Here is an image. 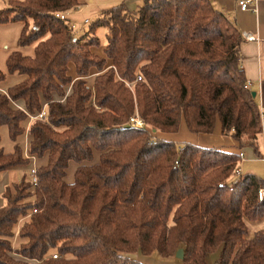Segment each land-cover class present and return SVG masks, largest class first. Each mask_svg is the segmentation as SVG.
Returning a JSON list of instances; mask_svg holds the SVG:
<instances>
[{"label": "trees", "instance_id": "16d2710c", "mask_svg": "<svg viewBox=\"0 0 264 264\" xmlns=\"http://www.w3.org/2000/svg\"><path fill=\"white\" fill-rule=\"evenodd\" d=\"M82 5L9 0L0 10V24H23L18 47L34 45L33 57L6 60L7 73L24 80L0 95V128L16 142L46 103L45 118L29 125L28 154L47 158L35 184L24 174L2 193L0 264H143L129 255L166 259L178 249L183 264H207L218 250V264H264V228L248 237V223L264 221L262 182L234 175L243 149L257 153L261 132L235 25L210 0H144L135 10L124 1L77 37L55 15ZM99 29L102 55L93 52ZM182 124L194 135L218 129L236 151L152 135L177 134ZM96 153L97 163L83 165ZM30 163L17 144L0 149V175ZM70 163L77 168L66 182ZM30 211L19 231L25 243L12 250V229Z\"/></svg>", "mask_w": 264, "mask_h": 264}, {"label": "crops", "instance_id": "0c3cea01", "mask_svg": "<svg viewBox=\"0 0 264 264\" xmlns=\"http://www.w3.org/2000/svg\"><path fill=\"white\" fill-rule=\"evenodd\" d=\"M124 1H127V5L130 10H135L144 0H82V6L78 7L74 11L65 13L66 21L73 26L76 36L82 37L86 32H77V29H82L80 25L85 24V21L90 23L92 19H98L103 11L118 6ZM238 1L239 0H210L213 7L235 25L236 29L243 38L239 47L241 55V68L244 71L246 81L249 83L248 88L251 92L255 93V100L259 110L261 106H264V0H256L255 13L250 11H241L238 8ZM22 28L23 24L19 22L0 24V72L6 76L4 82L0 83V93H5L8 88L17 85L24 80L23 76L9 75L7 73L6 60L8 56L13 52H19L24 56L30 57L34 55V45L23 48L18 47V39ZM245 35L253 36L255 41L246 40ZM102 49L103 47L99 48L98 50L100 52H97L96 54L102 55ZM11 107L24 111V104L22 102H13L11 103ZM44 107L45 104H43V108ZM29 125V122L24 125L25 132L17 139L16 142H12L9 139L12 143L10 151H5L0 147L4 153H12L16 144L20 146L24 157L29 159L31 163L27 167H17L16 169L27 173L45 165L47 162V158L39 160L35 156L29 157ZM3 128H5L8 137V129L6 127H1L0 130ZM178 133L180 134L179 137H177L179 135ZM178 133L173 135H164L165 137H161V139H166L175 143H190L203 148L225 149L232 152L236 151V145L230 139L221 136L218 129L211 135H194L189 133L186 127L182 124ZM257 143V153L254 152L252 148H246L241 151L243 159L239 162L238 167L241 173L240 176H253L261 182H264V120L261 122V132L258 136ZM72 164L73 163H70L69 167ZM72 179L73 175L71 177V180ZM3 192L4 190L0 189L1 196ZM3 204L4 202L1 201L0 207H2ZM218 259L219 250L215 253L207 255L206 262L207 264H218ZM153 262L156 264H179L182 263V260L173 256L164 259L163 262H156L155 260H153ZM154 263H151L150 261L146 263L143 262V264Z\"/></svg>", "mask_w": 264, "mask_h": 264}, {"label": "rangeland", "instance_id": "374dc122", "mask_svg": "<svg viewBox=\"0 0 264 264\" xmlns=\"http://www.w3.org/2000/svg\"><path fill=\"white\" fill-rule=\"evenodd\" d=\"M8 1L9 0H0V10H2V9H4V8H6L7 7V3H8ZM66 13V12H65ZM96 19H92L91 21H90V23H92V22H94ZM90 23H88V24H83V25H80L81 26V30H78L77 29V32H81V33H85V32H87L88 31V26H89V24ZM96 36L99 38V40H100V43H101V45H102V47H104V45H105V43H106V41H105V30L104 29H99L98 31H97V33H96ZM101 47V48H102ZM93 52H95V53H99L100 51L98 50V49H93ZM22 55V54H21ZM22 56H24V55H22ZM34 56V55H33ZM32 56V57H33ZM26 57H30V56H26ZM69 74L70 75H73L74 73H73V66H71L70 65V71H69ZM97 75V73L96 74H93V75H91V76H89V78H87L86 79V81L88 82V85L90 86V87H92V85H93V78H94V76H96ZM74 76V75H73ZM4 82V81H3ZM0 83H2V82H0ZM70 90H71V85H69L68 87H66V96H67V94H69L70 93ZM0 95H7V90L5 91V93H0ZM59 98H56V100L57 101H60V102H63L64 101V99H65V97L63 98V99H59ZM45 104V107H46V103H44ZM45 107L43 108V105H42V107H41V111L42 110H46L45 109ZM35 115V114H34ZM132 117H134V118H137V119H139L138 118V116H132ZM132 117H130V118H132ZM139 120H141V119H139ZM142 121V120H141ZM28 122V121H27ZM143 122V121H142ZM144 123V122H143ZM31 124V123H30ZM29 129V128H28ZM151 132V131H150ZM179 134V133H178ZM155 138H161V137H165L163 134H160V133H153L152 134ZM180 136V134L177 136V137H179ZM179 140V139H178ZM11 145H12V143H11V141L9 140V138L7 137V133H6V130H5V128H3V129H1L0 130V147L1 148H3L5 151H10L11 149H10V147H11ZM7 148H9V149H7ZM218 148H220V147H218ZM98 157H99V154H95L94 155V161L92 162V163H83V165H91V164H95V163H97V161H98ZM76 168H77V166L75 165V164H72L69 168H68V170H67V172H66V179H65V181L66 182H70V181H72L71 180V177H72V175L74 174V172H75V170H76ZM23 174H26L27 175V180L29 181V180H31V174L28 172H22L21 170H18V169H10V170H8L6 173H4V174H1L0 175V189H2V190H5V188H6V186L7 187H9L10 189H12L13 188V186L15 185V184H18V182H19V180L21 179V177L23 176ZM70 175V176H69ZM26 177V176H25ZM4 202V200H3V198H2V196L0 195V202ZM31 213H32V211H30L29 213H28V216L27 217H20L18 220H17V223L14 225V227H13V229H12V234H13V236L12 237H9V239H8V241L10 242V244H11V248H12V250H17V249H19L20 248V246L22 245V244H24L25 243V240L23 241V240H21L20 239V237H19V231H20V229H21V227H22V225L24 224V223H26L28 220H29V218H30V215H31ZM248 227H249V233H248V237H252L253 236V233H255L257 230H259V229H262V228H264V221H262V222H257V223H248ZM53 256H55V255H52V258H53ZM175 256V255H174ZM129 257L130 258H132L133 260H139L140 262H144V263H146V262H148V261H150L151 263H154L153 262V260H155L156 262H163L164 261V259L163 258H161L160 256H158L156 253H154V254H152L151 256H143V255H141L140 253H136V254H133V255H129ZM146 262H145V261ZM29 264H38V262H36V261H30L29 262ZM154 264H156V263H154ZM179 264H182V263H179Z\"/></svg>", "mask_w": 264, "mask_h": 264}, {"label": "built area", "instance_id": "2783aa9c", "mask_svg": "<svg viewBox=\"0 0 264 264\" xmlns=\"http://www.w3.org/2000/svg\"><path fill=\"white\" fill-rule=\"evenodd\" d=\"M238 8L241 11H250L255 13L256 12V0H239L238 1ZM57 18H59L60 20H66V15L65 13H60V14H56L55 15ZM88 21H85V24H88ZM246 40L248 41H255V38L251 35H245ZM137 80H140V77H138ZM129 86V85H128ZM246 86L249 87V83H246ZM45 118V110L40 111L39 113H36L35 115H29V120L28 122L31 123L32 121H36V120H43ZM259 118H260V122H262L264 120V106H261L259 109ZM129 123L132 124L135 127L138 128H144V123L137 119V118H130L129 119ZM30 157V156H29ZM243 159V154H240V161H242ZM35 171L36 169H33L30 174H31V181L32 183H36L37 182V178L35 176ZM240 170L239 167H237V169L235 170V178L240 177ZM257 199L259 202L264 201V182H262L258 189H257ZM27 217V216H26ZM53 258H56V256H53Z\"/></svg>", "mask_w": 264, "mask_h": 264}, {"label": "water", "instance_id": "95a60500", "mask_svg": "<svg viewBox=\"0 0 264 264\" xmlns=\"http://www.w3.org/2000/svg\"><path fill=\"white\" fill-rule=\"evenodd\" d=\"M252 97L255 98V93L252 92ZM175 257L182 260L183 259V250L182 249H178L175 253Z\"/></svg>", "mask_w": 264, "mask_h": 264}]
</instances>
